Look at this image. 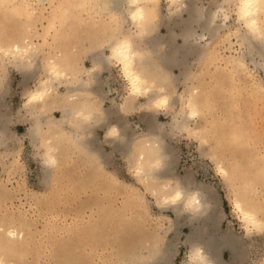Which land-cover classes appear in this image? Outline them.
Here are the masks:
<instances>
[{
	"label": "rangeland",
	"instance_id": "obj_1",
	"mask_svg": "<svg viewBox=\"0 0 264 264\" xmlns=\"http://www.w3.org/2000/svg\"><path fill=\"white\" fill-rule=\"evenodd\" d=\"M107 1L0 0V48L18 42L38 49L32 74L0 62L4 69L0 115L7 128L4 135L0 126V227L16 230L20 236L10 248H4L0 239V258L7 264H139L155 258L151 245L158 243L174 246L169 264H194L188 217L179 224L174 211L162 204L164 184L182 183L191 191L197 186L213 191L215 235L236 236L240 242L242 255L234 257L223 249L219 263L264 264V227H248L235 209L240 200L262 211L259 216L264 221V71L258 56L252 61L245 54L246 29L239 19L238 0H186L199 10L223 7L230 16L224 22L219 18L221 26L213 36L186 56L187 70L184 66L167 70L157 58L148 62V70L151 67L170 92L169 107L150 105L143 95L131 100L118 64L98 74V94L77 96L111 114L110 120L103 116L95 127L93 146L79 145L75 128L58 123L64 104L57 102L76 92L68 91L67 82L55 87L53 107L40 112L30 105V94L50 75L51 59L69 54L79 68L87 70L93 64L91 53L103 50L108 55L111 41L136 35L138 28L123 27L119 12L107 10ZM148 3H152L146 33L150 45L141 47L150 50L159 38L173 35L185 55L184 36L193 25L189 13L171 16L170 0ZM194 29L202 33L200 25ZM134 39L139 45L138 36ZM90 78L79 75V79ZM191 90L200 96V115L189 129L202 130L200 136L186 131L165 137L171 148L169 173L149 182L138 172L136 158L146 142L156 141L148 133L150 122L169 130ZM37 121L43 123L39 134L57 149V163L51 169L34 159L37 134L32 131ZM113 124L120 126L130 145L121 144V137L108 136Z\"/></svg>",
	"mask_w": 264,
	"mask_h": 264
},
{
	"label": "bare ground",
	"instance_id": "obj_2",
	"mask_svg": "<svg viewBox=\"0 0 264 264\" xmlns=\"http://www.w3.org/2000/svg\"><path fill=\"white\" fill-rule=\"evenodd\" d=\"M107 2H109L107 10L118 11L121 15L120 22L123 27L130 24V26L135 25L138 28L136 35L128 34L123 37H117L115 40L111 41L108 45L110 48V53L108 55H104L103 50H96L91 53L93 64L92 67L87 70L79 68V65H76L72 55L69 54L66 56L61 55L58 59H51L48 62L49 67L47 66L50 75H48L47 79L40 84L36 91L33 90L34 92L31 93L29 97V103L31 106L38 107L40 112L45 111L49 106L53 107L51 104H56V102L51 100L55 87L67 82L68 91H76L79 94L73 92L74 94L71 93L68 97L65 95L67 98L57 102L60 105L62 103L64 104H62L63 106L61 105L64 116L62 120L58 121V123L70 126V128H75L76 133H74V135L72 134L76 139L75 141H77L79 145L81 144L86 147H88V144L89 146H93L97 141H95V134H93V131L95 127H97V124L101 122L102 117H107L106 119L111 117V114L107 113L108 111L106 113L104 110L101 111L100 107L96 106L93 102L89 103L88 100L84 101V99L83 101H79L77 97L82 93L98 94L100 84L97 77L101 71L108 68L113 63L118 64L124 77L128 81L131 100H135L138 96L143 95L148 99V102H146L150 105L159 107V109L162 107H169L172 104L170 92L166 90L162 79L157 80L158 75L154 74L155 71L153 72L151 67L149 68L150 70H148V62H151L153 58H157L160 60L161 65L167 70L183 66V68L187 70L185 65L186 56L195 53L196 49L199 48L198 44L206 39L208 35L213 36L212 33L217 31L218 27L221 26L217 25L218 20L222 18L224 22L230 16L228 11L223 7H220L219 10L215 11L204 9L199 10L194 8L186 0H170V15L178 17L187 12L190 16L188 22L191 25L193 24L191 30H189L184 36V46L182 47V50H184L185 55H182L176 44V37H173V35L170 37L159 38L158 43L149 47L150 50H144L141 47L142 43L150 45L148 43L150 37L146 36L149 28L148 25L151 22L148 21V13L150 12L149 9L152 5V3H148L149 0H108ZM246 2L247 0H238L239 19L241 22H244V27L246 29L243 33L242 39L243 44L246 47L245 54L252 61L256 60L255 56H258L260 61H262L260 62V65L264 71V40H261L257 34H254L252 28L249 27V24L254 22L257 33L264 29V23L262 22L264 4L261 3V0H253L252 6L245 9L244 5ZM245 11H247L249 15L245 16ZM195 25L201 26L202 33H198L194 29ZM136 36L139 38V45L134 39ZM0 52V60L2 59L0 62L8 61L9 64H12L23 73L32 74L36 68L35 61H37L38 58V49L33 44L25 45L15 42L2 46ZM2 65L3 64L0 63V82L2 81L1 77L4 76ZM80 73H86L91 76L90 80L79 79ZM82 87L86 90L80 91V88ZM196 93L195 91L190 92L189 99H186V102H184L183 111L174 116L172 126L170 125L171 128H169V130L157 124L155 121L150 122V130L148 133L155 135L154 137L156 141L146 142L136 158L138 172L143 174L144 178L149 182L152 179L156 180L163 178L165 172L167 175L169 173L168 167L171 163L167 157L171 153V148L168 149V146L165 143V137H173L178 132L186 131H191L193 133L197 132L198 136H200V131L202 130L198 131V128L194 130L189 129V123L193 120H197L200 115V96L198 97ZM73 95L75 98H73ZM34 96L38 98L33 99ZM81 96L82 95H80V97ZM59 97H61V95ZM164 101H166V103H164ZM75 110L82 111L91 118L87 122L82 119H77L73 115ZM0 118V126L4 130L3 134L5 135L7 132L6 119L1 117V115ZM113 126L116 128H112ZM42 127L43 123L37 121L32 132L34 134H39ZM113 130H115V132ZM108 136L115 140L121 137L123 139L121 144L124 145H130L131 143V141L125 137V133L121 132V128L118 124L110 126ZM201 139L204 142L206 141L205 137H201ZM56 152L57 149L54 148L52 144H49V151H47L44 156L45 166L49 169L53 168L57 163ZM53 160L55 161V164L51 163ZM166 168L168 170H166ZM220 170L223 174H227L224 167H220ZM166 174L164 176H167ZM164 185L167 189L162 196V204L165 205L166 208L169 207L174 211L179 222L176 221L179 224L180 222L182 224L181 220H183L186 215L189 219L188 222L193 229V232L191 231L192 234L190 236L188 235V239L192 246L190 256L194 264H221L218 262V258L223 249H229L234 257L242 255L240 242L236 236H229L227 234L218 237L215 235L216 225L213 223L212 213L213 191L210 188L197 186L195 191H191L182 183L176 185L166 183ZM162 188L164 191V187ZM159 190L156 189L157 192ZM161 193L158 194L160 195ZM177 196H179V199H177ZM248 206H245L240 200H236L235 202V209L241 212L240 214L242 215L243 221L246 222L248 227L254 229L264 227V221L259 216V213H262V211L260 212L259 209H255L250 205ZM177 222L176 224L178 225ZM19 238V233H17L16 230L7 229L5 231L0 227V239L5 241V243H3L4 248L12 247L11 243L17 241ZM163 243L164 242H162V244ZM151 250L152 253H154L153 255H155V258H147V260L137 262H139V264H169L172 261V255H174V246L172 244H167L165 246L163 244L161 246L158 243H154L151 245ZM0 264L7 263L0 258Z\"/></svg>",
	"mask_w": 264,
	"mask_h": 264
},
{
	"label": "clouds",
	"instance_id": "obj_3",
	"mask_svg": "<svg viewBox=\"0 0 264 264\" xmlns=\"http://www.w3.org/2000/svg\"><path fill=\"white\" fill-rule=\"evenodd\" d=\"M254 34H257L258 37L261 40H264V29L260 30L258 33L256 32V29H252ZM85 88H80V91H85ZM73 98L74 95H73ZM74 117L77 119H82L85 122H87L91 117L87 114H85L82 111L79 110H75L73 113ZM112 128H116L115 126H113ZM49 144L50 142L42 135V134H37L36 135V139H35V144H34V151L37 153L36 156L34 157V159L39 160L40 164L44 167V160L43 157L45 156V153L47 151H49ZM52 164H55V161H51ZM177 199H179V196H177Z\"/></svg>",
	"mask_w": 264,
	"mask_h": 264
},
{
	"label": "snow or ice",
	"instance_id": "obj_4",
	"mask_svg": "<svg viewBox=\"0 0 264 264\" xmlns=\"http://www.w3.org/2000/svg\"><path fill=\"white\" fill-rule=\"evenodd\" d=\"M253 0H247V2L244 5L245 9H248L252 6ZM261 3L264 4V0H261ZM244 15L247 16L249 15V13L247 11L244 12ZM249 27L255 30V23H250ZM38 97L34 96L33 99H37ZM164 103H166V101H164ZM115 132V130H113Z\"/></svg>",
	"mask_w": 264,
	"mask_h": 264
}]
</instances>
